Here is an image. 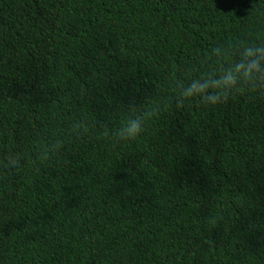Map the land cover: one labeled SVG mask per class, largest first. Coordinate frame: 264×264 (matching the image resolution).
I'll return each mask as SVG.
<instances>
[{"label":"trees","instance_id":"16d2710c","mask_svg":"<svg viewBox=\"0 0 264 264\" xmlns=\"http://www.w3.org/2000/svg\"><path fill=\"white\" fill-rule=\"evenodd\" d=\"M257 48L264 0H0V264H264Z\"/></svg>","mask_w":264,"mask_h":264},{"label":"clouds","instance_id":"9594fccd","mask_svg":"<svg viewBox=\"0 0 264 264\" xmlns=\"http://www.w3.org/2000/svg\"><path fill=\"white\" fill-rule=\"evenodd\" d=\"M252 49H245L246 55L252 54ZM256 52H264V49L257 48ZM243 65L238 64L236 69L239 70ZM249 69L260 70V65L256 60H253L245 70ZM235 77L231 72H223L218 78L208 79L201 78L199 80H193L186 88L183 89L182 97L178 101V105L183 102L184 98H191L199 96L202 102L216 104L221 99L226 98V91L235 85ZM209 89H220V91H208ZM142 130V122L139 118L126 121L125 125L121 129V135L129 138L138 135Z\"/></svg>","mask_w":264,"mask_h":264}]
</instances>
